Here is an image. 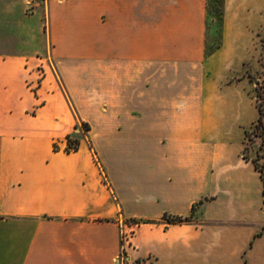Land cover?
<instances>
[{
    "label": "crops",
    "instance_id": "crops-1",
    "mask_svg": "<svg viewBox=\"0 0 264 264\" xmlns=\"http://www.w3.org/2000/svg\"><path fill=\"white\" fill-rule=\"evenodd\" d=\"M209 5L0 0V264H264V0Z\"/></svg>",
    "mask_w": 264,
    "mask_h": 264
},
{
    "label": "rangeland",
    "instance_id": "rangeland-1",
    "mask_svg": "<svg viewBox=\"0 0 264 264\" xmlns=\"http://www.w3.org/2000/svg\"><path fill=\"white\" fill-rule=\"evenodd\" d=\"M209 13H210V27L214 28L215 33L218 32V29L221 25V0H209ZM217 36V34H215ZM262 47L263 53L261 57V67L259 71L253 73V79L258 80L260 83H264V36L262 39ZM30 54H43L44 51H30ZM199 69V75L208 76L210 70L207 68H190V74H198L197 70ZM255 83V82H254ZM257 83H255L256 87ZM254 87V97L256 98V91ZM264 95V94H263ZM263 128L258 129L257 133H252L250 138L247 140L244 153H246V157H251L252 161L257 159L258 163L262 166L264 171V134ZM254 162V161H253ZM255 164V163H254ZM260 171V170H259Z\"/></svg>",
    "mask_w": 264,
    "mask_h": 264
},
{
    "label": "trees",
    "instance_id": "trees-1",
    "mask_svg": "<svg viewBox=\"0 0 264 264\" xmlns=\"http://www.w3.org/2000/svg\"><path fill=\"white\" fill-rule=\"evenodd\" d=\"M252 80L257 83L256 87H255V91H256V104H257V107H258V110H259V117L255 123V126L254 128L252 129L251 132H247V139L250 138V135L252 133H257L258 129H262L263 128V134H264V83H260L258 80H255L253 79V76L250 75ZM72 136H68L67 139L68 140H71L72 142H76L77 145H79V140L78 138H73ZM247 146V144H246ZM254 163H255V166L256 168H258L261 172V175L264 179V171L262 169V166L258 163L257 159H254L253 160ZM165 219H167L168 221L170 222H182V221H185V220H188V218H182V217H175V216H169V215H166L165 216Z\"/></svg>",
    "mask_w": 264,
    "mask_h": 264
},
{
    "label": "built area",
    "instance_id": "built-area-1",
    "mask_svg": "<svg viewBox=\"0 0 264 264\" xmlns=\"http://www.w3.org/2000/svg\"><path fill=\"white\" fill-rule=\"evenodd\" d=\"M25 1L27 3L28 7H30V9H32L34 7V5L36 4V2L39 1V0H25ZM78 129L79 130H82V131L85 130V128L83 126H78ZM78 129H77V131H78ZM77 147H78V145L76 144V142H74V141L72 142L71 140H68L67 139V146H66V148L68 150H75V149H77ZM123 259H124L123 255H120L118 257V260H117L116 264H123Z\"/></svg>",
    "mask_w": 264,
    "mask_h": 264
}]
</instances>
